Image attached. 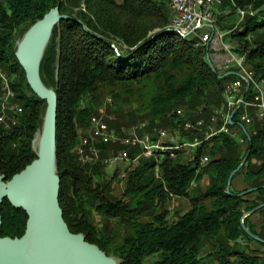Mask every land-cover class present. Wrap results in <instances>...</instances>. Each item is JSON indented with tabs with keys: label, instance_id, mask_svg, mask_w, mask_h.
<instances>
[{
	"label": "trees",
	"instance_id": "16d2710c",
	"mask_svg": "<svg viewBox=\"0 0 264 264\" xmlns=\"http://www.w3.org/2000/svg\"><path fill=\"white\" fill-rule=\"evenodd\" d=\"M53 8L71 17L60 26L57 89L59 203L70 231L83 234L121 264H145L152 256L158 258L149 264H201L213 258V264H264V243L251 238L241 225L245 213L264 205V123L254 108L241 106L233 123L227 124L237 136L220 131L233 111L226 106L224 91L238 76L235 70L215 67L209 48L197 45V37L181 38L169 30L167 0H0V68L24 108L19 128L9 132L0 128V174L10 180L35 158L31 140L44 101L28 97L30 89L13 46L25 27ZM238 9L255 13L248 14L230 34L233 51L245 57L255 79L264 83V0H224L222 13L229 11L227 16L235 21L223 26L220 15L221 30L235 28ZM58 36L55 28L41 65L44 82L54 87ZM144 87L145 104L131 110L128 118L145 108L143 118L150 125L145 134L156 143L154 128L179 130L176 142L165 145L178 148L158 152L157 160L151 157L140 162L128 173L123 194L117 198L111 195L112 178L104 163L83 164L75 151L91 116L102 107L104 95H110L113 106H120L126 96L140 100ZM245 89L244 101L249 102L254 92L252 87ZM179 109L184 110L183 116L176 114ZM245 112L251 118L249 124L240 122ZM214 116L217 120L211 124ZM201 118L205 121L202 129L184 128V122ZM211 130L216 134L206 139ZM196 141L191 159L184 160L183 147ZM110 147H102V157ZM138 151L134 148L129 155L135 157ZM245 157L228 194V180ZM239 174L245 188L234 191L232 183ZM207 176L208 183L202 186ZM174 197L188 199L190 208L171 221ZM260 213L264 214V206L243 223L264 240V222L255 225L251 221ZM1 216V237L24 234L27 215L22 209L13 208L5 199ZM96 217L104 221L102 227ZM111 221L116 222L113 230L108 228Z\"/></svg>",
	"mask_w": 264,
	"mask_h": 264
},
{
	"label": "water",
	"instance_id": "95a60500",
	"mask_svg": "<svg viewBox=\"0 0 264 264\" xmlns=\"http://www.w3.org/2000/svg\"><path fill=\"white\" fill-rule=\"evenodd\" d=\"M71 19L53 8L43 18L25 27L14 41L13 52L25 73L28 97L36 96L44 101L37 127L31 140L34 160L10 180L0 174V234L2 226L1 206L6 199L13 208L22 209L27 215L25 232L21 237L0 236V264H121L97 245L89 243L83 234L70 231L59 203L60 174L57 147L58 84L61 66L62 21ZM55 28L58 29L57 55L54 63L56 86L46 84L41 76V65L51 44ZM249 90V84L246 91ZM235 108L229 119L237 113ZM243 159L232 172L226 192L230 193L232 177L245 163ZM243 192L240 195H244ZM264 205L244 214L241 225L254 240H264L244 225V218Z\"/></svg>",
	"mask_w": 264,
	"mask_h": 264
},
{
	"label": "built area",
	"instance_id": "2783aa9c",
	"mask_svg": "<svg viewBox=\"0 0 264 264\" xmlns=\"http://www.w3.org/2000/svg\"><path fill=\"white\" fill-rule=\"evenodd\" d=\"M224 0H168L170 8V26L169 29L184 30L195 36L198 39L200 46L210 47L215 46L220 51L226 54V58L222 61L221 70L234 72L238 76V79L227 84V95L225 96L226 106L229 110H234L237 107L245 106V108H254L256 116L264 123V83L255 79V73L251 70L247 64L244 56H239L233 51L231 44L226 42L228 37L236 27L249 15H254V12H247L243 9L237 10L238 21L235 28L232 30H221L217 25V18L222 14L221 8ZM11 80L0 68V128L9 132L21 126V116L24 114L23 106L18 102L10 92ZM249 84V88L252 87L254 92L253 99L249 102L244 101L243 90ZM111 99H108L110 103ZM178 116L184 115V110L179 109L176 111ZM230 115L225 118V122L220 131L224 133H231L232 136H237L236 132H231L227 128ZM217 117L211 118V124H214ZM240 122L249 124L251 118L245 112L240 116ZM205 121L201 118L195 122H184V128L186 130H200L204 127ZM147 124H141L139 126H133L130 128H122L120 132L111 128L108 120L104 115H92L88 127L86 129V135L83 136L76 148V155L78 160L83 164H95L97 162H103L108 164L113 161H125L129 159L130 149L139 146L142 148L141 155L145 157H152L154 150L165 148L161 146L160 140L168 137L172 133L179 134V130H158V141L152 142L150 136L145 134L142 139L137 137L139 131L144 130ZM216 132L209 131L206 133V139L212 137ZM243 142V140H241ZM120 143L125 146V149L121 150L117 156L113 158L102 157V147ZM198 145L196 141L190 146ZM178 147H174L177 149ZM167 149V148H166ZM171 157H174L171 154ZM208 158L204 157L203 162H207Z\"/></svg>",
	"mask_w": 264,
	"mask_h": 264
},
{
	"label": "rangeland",
	"instance_id": "374dc122",
	"mask_svg": "<svg viewBox=\"0 0 264 264\" xmlns=\"http://www.w3.org/2000/svg\"><path fill=\"white\" fill-rule=\"evenodd\" d=\"M221 12H222V10H221ZM228 12H224L221 14L224 16V18L222 19L223 26H227L228 24H231L235 21V20H233L232 17L227 16ZM217 21H218V18H217ZM235 24H236V22H235ZM225 39H226V42L228 44H231L233 47V43L230 41L231 40L230 35L228 37H226ZM209 50H210V54H211V56L209 58L211 59L213 65L221 70L222 61L224 60V58H226V54H224L223 51H220L219 49H217V47L212 46V45L209 47ZM233 50H234V48H233ZM245 88H247V87H245ZM245 91H246V89H245ZM140 93L142 96L140 100H139V97H136V96L131 97L129 99L126 98L127 97L126 96V97H124L125 100L120 104V106H115V105L113 106L111 101H110V103L108 102V99H111L110 95H108V94L104 95L102 98V103H101L102 107L100 108L99 112H97L94 115H100V114L104 115L105 118L108 120L111 128L115 129L118 132H120V130L122 128L127 129V128H130L133 126H139L141 124H145V122L147 124L148 120L146 121L145 118H143V116L145 115V108L141 112H138L139 114H137L136 117L131 118V119L128 118V114L131 115V113H132L131 110L137 109L138 105L141 102H144V104H145V87L143 88V90H140ZM118 107H120V109ZM222 108H224V106ZM224 110L225 109H220L219 113L220 114L224 113ZM147 126L150 127L149 124H147ZM154 130L158 131V130H169V129L159 127L156 129L154 128ZM212 131H214V130H212ZM179 134H181V132ZM143 136H145V129L139 131L137 134V137L139 139H142ZM176 136L177 135L172 133L168 137L161 139L160 144L165 149L164 150H160V149L154 150V154H153L152 158L157 160L158 156L160 155L158 152H167L168 150H174V147H167L165 145L176 142L175 141L177 139ZM120 145H122V144H120V143L113 144L112 147H110V149L106 153L107 156H105L103 158L106 159V158H113V157L117 156V154L121 151V149L120 148L116 149V148L119 147ZM190 145L191 144H188L186 147H183V149H185V151L181 157L184 160H190L191 159L194 146L192 147ZM188 146H190V147H188ZM137 147L139 148V151L137 152L135 157H132L129 155L128 160L113 161V162H110L108 164H104L106 167V172H107L108 177L112 178L113 192L111 195H113L114 197L121 198L123 191L125 189L126 182H127L128 173L130 171H132L133 169H135L140 164V162H143V161L145 162V158H151V157H145L144 155H141L142 148H140L139 146H135V147L131 148L130 151L134 148H137ZM204 163H206V162H204ZM155 174L156 175L158 174V168L155 169ZM207 183H208V176H207V178H205V180H203L201 185L205 186ZM233 184H235V187L237 188L238 191L244 189V185L242 183V176L240 174L234 178L232 185ZM238 184H240L241 187L238 188ZM189 206H190V203H189L188 199L180 198V197H174L171 204H170L169 219L171 221H173L175 219V217L178 216V214H182L185 210H187V208ZM96 220H97V224L99 226L102 227L104 225V221H102V219L100 217H96ZM255 221L257 223L256 225H261V223L264 222V214H261V213L256 214L255 215ZM115 223H116L115 221H111L109 223V226H108L109 230H113L116 228ZM205 252H206V250H205ZM157 258H158V256L149 257L145 260V264L152 263L155 260H157ZM213 260H215V258H213ZM213 260L212 259L211 260L206 259L201 264H213Z\"/></svg>",
	"mask_w": 264,
	"mask_h": 264
},
{
	"label": "bare ground",
	"instance_id": "6f19581e",
	"mask_svg": "<svg viewBox=\"0 0 264 264\" xmlns=\"http://www.w3.org/2000/svg\"><path fill=\"white\" fill-rule=\"evenodd\" d=\"M170 31H173L175 32L179 37L181 38H187V37H190V34L184 30H179V29H169ZM199 45V44H197ZM261 81V80H260ZM10 92L13 93V96L17 98V93L15 92V90L12 88V85L10 84ZM224 95H227V85H226V88H225V91H224Z\"/></svg>",
	"mask_w": 264,
	"mask_h": 264
},
{
	"label": "crops",
	"instance_id": "0c3cea01",
	"mask_svg": "<svg viewBox=\"0 0 264 264\" xmlns=\"http://www.w3.org/2000/svg\"><path fill=\"white\" fill-rule=\"evenodd\" d=\"M242 183H243V182H242ZM243 185H244V188H245V184H244V183H243ZM239 187H241L240 184H238V188H239ZM232 188H233L234 191H238L237 188L235 187V184H233V187H232ZM189 208H190V206L187 208V210H189ZM187 210H185L184 212H186ZM255 215H256V214H255ZM255 215H253V216L251 217V221H252L253 224L256 225L257 223H256V221H255ZM253 247L256 248V249H260L257 245H253Z\"/></svg>",
	"mask_w": 264,
	"mask_h": 264
}]
</instances>
